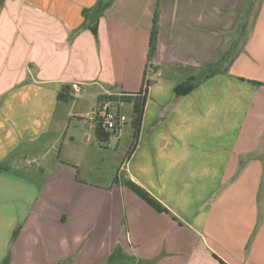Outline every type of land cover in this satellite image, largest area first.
<instances>
[{
  "label": "crops",
  "instance_id": "obj_1",
  "mask_svg": "<svg viewBox=\"0 0 264 264\" xmlns=\"http://www.w3.org/2000/svg\"><path fill=\"white\" fill-rule=\"evenodd\" d=\"M100 1L0 0V264H264V0L251 27V0H115L96 37ZM144 79L108 183L92 115Z\"/></svg>",
  "mask_w": 264,
  "mask_h": 264
},
{
  "label": "trees",
  "instance_id": "obj_2",
  "mask_svg": "<svg viewBox=\"0 0 264 264\" xmlns=\"http://www.w3.org/2000/svg\"><path fill=\"white\" fill-rule=\"evenodd\" d=\"M111 5L112 3L107 6L104 5L103 0H101L100 3L96 7L89 9V10H85L83 12L84 17L89 22L91 30L96 37H98L99 20L104 15V12L111 7ZM156 20L157 19L155 17L153 30H152V36H151V43H150L151 52L156 50V45H157L158 30H157ZM253 83L257 86L263 85L262 83H259V82H253ZM148 89H149V84L144 79L141 91L137 95H127V96L125 95L123 97L110 96V97H107L106 99L110 102H115L119 104H133V126L135 128V136H134L135 139L137 138L138 133L140 131V127L142 125ZM69 90H70L69 88H65L61 91L59 95L60 101L67 102L72 98L70 95L71 92ZM188 91L189 89H186L184 91L177 89L176 92H177V95H182V94L187 93ZM94 132H95L96 140L100 144L107 143L110 140V138L114 135L113 132L106 130L100 123H96L94 127ZM135 145L136 143L133 144V147L129 151L128 156H130L133 153ZM129 187L137 196H139L143 201H145L149 206L154 208L156 211L160 213H169L168 210L163 205H161V203L157 199H155L150 193H148L144 188L138 185H135L133 183H129Z\"/></svg>",
  "mask_w": 264,
  "mask_h": 264
},
{
  "label": "rangeland",
  "instance_id": "obj_3",
  "mask_svg": "<svg viewBox=\"0 0 264 264\" xmlns=\"http://www.w3.org/2000/svg\"><path fill=\"white\" fill-rule=\"evenodd\" d=\"M262 4V0H251V13H250V19L248 21V26H253L254 24V20L258 14L259 11V7ZM219 65V64H218ZM221 64L217 67H220ZM214 68V67H213ZM212 67H207L203 74L204 76H206L207 74H209L210 70L213 69ZM92 89L95 88H85V92L83 93L85 96V100L87 101V103L85 104V106L87 107V105H95L97 99H95V96L92 94ZM103 91V90H102ZM76 99L74 100H69L68 101V108L72 107L73 103L75 102ZM113 111L117 112L118 111V105L117 104H113L112 108ZM122 114L125 115L128 119V122L126 125L122 126V140L121 143L117 141L116 136H112L110 138V140L108 142H110L111 148H109L108 144L105 145V148H107L105 151H108V153H111V155H109L108 158H100L98 159L96 162L94 161V165L93 167H91V162L88 163L86 166V169L89 170H95L98 174L100 179H106L109 180V178L111 179V182H117L119 181V179H121V175H119L118 170H119V165H118V160L119 157L121 156L120 151L124 148V142L123 140H127L128 138H130V133L133 131V109L131 107V105L129 104H124L122 106ZM86 120H90L89 117H87ZM66 128H70L71 130H75L77 128H82L86 131H88L89 127L85 124L84 120L79 119L78 117L76 118H70L68 119V123L66 125ZM128 136V138H127ZM107 142V143H108ZM93 144H96V140L95 137L93 138ZM131 145V144H130ZM128 151V149H127ZM125 151V152H127ZM127 154V153H125ZM111 157H113V160L111 159ZM123 158V157H122ZM90 174V173H89ZM118 176V178H116ZM108 183H111L110 180L107 181Z\"/></svg>",
  "mask_w": 264,
  "mask_h": 264
},
{
  "label": "built area",
  "instance_id": "obj_4",
  "mask_svg": "<svg viewBox=\"0 0 264 264\" xmlns=\"http://www.w3.org/2000/svg\"><path fill=\"white\" fill-rule=\"evenodd\" d=\"M75 89L78 92V88ZM91 121H93L94 125L100 123L106 130L113 132V136H116V132H118L119 128L127 124L128 119L120 112L113 111L111 109V102L103 99L94 111ZM108 146H111L110 142Z\"/></svg>",
  "mask_w": 264,
  "mask_h": 264
},
{
  "label": "water",
  "instance_id": "obj_5",
  "mask_svg": "<svg viewBox=\"0 0 264 264\" xmlns=\"http://www.w3.org/2000/svg\"><path fill=\"white\" fill-rule=\"evenodd\" d=\"M115 0H103V4L104 5H110L111 3H113Z\"/></svg>",
  "mask_w": 264,
  "mask_h": 264
}]
</instances>
